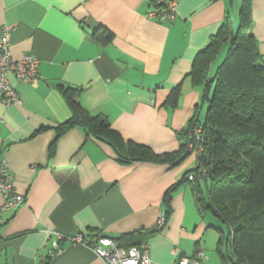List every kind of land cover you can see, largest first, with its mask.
I'll use <instances>...</instances> for the list:
<instances>
[{
  "label": "crops",
  "instance_id": "0c3cea01",
  "mask_svg": "<svg viewBox=\"0 0 264 264\" xmlns=\"http://www.w3.org/2000/svg\"><path fill=\"white\" fill-rule=\"evenodd\" d=\"M239 3L177 0L174 19L158 20L147 16L151 0H0V36L8 35L12 59H38L36 79L8 76L19 101H0V158L24 197L2 214L0 264H104L91 248L65 240L46 263L47 229L111 238L139 230L151 264H176L198 251L201 264H231L217 250L218 221L198 210L191 183L180 181L195 166L193 154L174 165L124 163L79 125L59 135L57 126L71 116L62 93L70 87L124 140L158 154L177 151L188 121L203 120L202 86L187 73L225 16L236 19ZM251 31L264 62V0H251ZM178 83L176 105L164 104Z\"/></svg>",
  "mask_w": 264,
  "mask_h": 264
},
{
  "label": "trees",
  "instance_id": "16d2710c",
  "mask_svg": "<svg viewBox=\"0 0 264 264\" xmlns=\"http://www.w3.org/2000/svg\"><path fill=\"white\" fill-rule=\"evenodd\" d=\"M151 3L157 8L164 5ZM227 15L187 73L193 85L202 86V100L208 106L203 120L193 116L180 132L184 141L177 151L158 154L146 145L124 140L106 118L88 113L77 100L79 89L70 87L62 93L71 116L58 124L57 134L79 125L88 136L110 145L121 162L174 165L190 154L187 144L194 127L200 125L202 140L197 143L195 166L180 181L191 183L198 210L218 221L219 226H213L219 233L217 250L227 261L264 264V62L251 31V0H240L235 20ZM105 32L110 40L112 33ZM180 90L181 83L172 87L164 104L176 105ZM191 173L196 175L193 180L188 179ZM174 189L175 184L167 189L166 203ZM141 233L113 239L126 246L138 245ZM84 235L92 240L104 236Z\"/></svg>",
  "mask_w": 264,
  "mask_h": 264
},
{
  "label": "built area",
  "instance_id": "2783aa9c",
  "mask_svg": "<svg viewBox=\"0 0 264 264\" xmlns=\"http://www.w3.org/2000/svg\"><path fill=\"white\" fill-rule=\"evenodd\" d=\"M154 4H164L162 7H153L147 12L149 18L158 20H172L176 14L177 0H152ZM38 59L32 54H24L17 60L12 59L8 35L6 33L0 36V101L9 105L14 101H19V97L11 86L9 74H12L17 80L32 81L38 77ZM192 140L187 144V149L196 156L197 143L202 140L201 126L196 125L193 129ZM201 175L205 174L202 169ZM195 174H189L188 179H195ZM0 223L2 214L9 210H15L23 204L24 197L16 194L12 187L11 173L9 166L4 158H0ZM164 223V216L161 215L157 221L160 227ZM49 244L45 247V253L42 256L44 261L53 258L61 249L60 242L65 240L70 244L86 246L92 249L94 254L104 264H151L148 253V246L145 243L138 245L124 246L118 240L110 237H99L92 240L83 233L63 235L55 230H46ZM202 252L198 251L193 258H181L176 264H201L200 258Z\"/></svg>",
  "mask_w": 264,
  "mask_h": 264
},
{
  "label": "rangeland",
  "instance_id": "374dc122",
  "mask_svg": "<svg viewBox=\"0 0 264 264\" xmlns=\"http://www.w3.org/2000/svg\"><path fill=\"white\" fill-rule=\"evenodd\" d=\"M221 58V55H219V57L216 59V63L220 60ZM215 64V63H214ZM207 106H208V102L207 100L204 101L203 103V106H202V112H201V116H200V119L203 118L204 114H205V111L207 109ZM207 215H210V214H207ZM211 216V215H210ZM208 216V217H210ZM212 217V216H211ZM213 218V217H212ZM230 263V262H229Z\"/></svg>",
  "mask_w": 264,
  "mask_h": 264
}]
</instances>
